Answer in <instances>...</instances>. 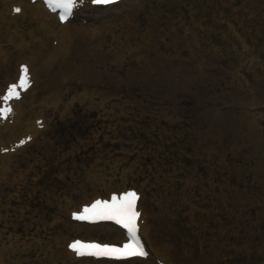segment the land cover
Here are the masks:
<instances>
[{
	"label": "rangeland",
	"instance_id": "rangeland-1",
	"mask_svg": "<svg viewBox=\"0 0 264 264\" xmlns=\"http://www.w3.org/2000/svg\"><path fill=\"white\" fill-rule=\"evenodd\" d=\"M34 25L22 16L0 34V102L23 86L13 35L64 58L47 34L34 46ZM66 26L70 75L32 59L21 94L38 98L23 104L38 131L18 125L28 132L12 141H23L0 157V264H161L68 254L74 236L124 238L108 224L72 227L69 209L129 187L163 263L264 264V0H122L76 7Z\"/></svg>",
	"mask_w": 264,
	"mask_h": 264
},
{
	"label": "bare ground",
	"instance_id": "bare-ground-1",
	"mask_svg": "<svg viewBox=\"0 0 264 264\" xmlns=\"http://www.w3.org/2000/svg\"><path fill=\"white\" fill-rule=\"evenodd\" d=\"M29 1H31V0H28V1L27 0L26 1H24V0H0V34H2L4 32H8L4 28H9L11 26V24H13L17 20V18L22 17V16L23 17L24 16L29 17V20L34 21V23H35V25L32 27L31 30H27V31H30L31 34L33 32L32 40L34 42V46L42 47L43 46V40H42L41 36L47 34V35H49V36H51L57 40V42H55V43L57 45L58 51L51 50L50 52H52V53L58 52L60 54H63L64 58L59 62V61H56L53 57L45 55L41 51H37L36 49H33V48H26L25 50H22L25 47H24V43L21 44L20 36L22 34H24V32L21 35H19L17 39L15 38L16 37L15 35H13L11 38V41H12L11 43L13 44L15 51H16L15 58L22 55L23 60H22V62H19V63H26V64L27 63L31 64L33 61L32 59H34V58L37 59L38 63H37V69H35V71L38 69L43 71L44 69H46L50 65L54 64V62H55V63H58L59 65H62L64 67V69L62 70L60 75L63 77L69 76L71 68L75 62H73L72 59L68 56L70 54V51H71L70 33H68V29H66L65 24H60L59 27L55 31H53V28L51 27L53 25V23L51 21H49V23H48V19H47V18H49L48 16L51 15V13H50L51 11L42 4L41 0H36V2H29ZM91 3H92L91 0H87V1L83 0L82 3L77 4V5H83L84 8H86V9L99 7V6H93L92 5L93 3L92 4ZM118 3L119 2L112 4L111 6L116 5ZM21 5H23V7ZM108 5H110V4H108ZM108 5H106V6H108ZM18 6L21 7V10L16 11L15 9H17ZM111 6H109V7H111ZM113 11H114L115 15L119 13V9L113 10ZM115 17L116 16H113L112 18H115ZM94 20H95V18H94ZM69 22H70V20H67L65 23L68 24ZM51 31H53V32L50 33ZM2 36H4V34ZM51 44H54L53 40L51 41ZM56 45H54V47ZM43 52H44V50H43ZM12 59L13 58L10 57L8 60H12ZM2 60H4V59H2ZM2 65H3V63L0 61V68L2 67ZM17 70H18V68H17ZM84 76H85L84 73H82V78H84ZM50 81H51V86L53 87L54 79H50ZM38 82L39 81H37L35 79L33 83L37 85ZM28 90H30V88ZM26 91L24 92V94L22 95V97L20 99H18V97H15V98H12L10 100L12 103L11 108H13L11 124L9 121L8 122L6 121L1 125L2 121L0 122V150L1 149L5 150V151L0 152L1 153L0 157H3V158H1L2 160L10 155V152H6V151H9L10 148L5 149V147H7V146L9 147V145H11L14 148L16 146H19L21 144V141H23V139H14L12 141V138H15L22 131H23V133L28 132V131H25V130H27V128L29 129V131L30 130H35V132L38 131L37 128H38L39 122L36 120L32 121V118H30V117L33 114L31 115L28 112V109L31 111V107L33 106V103L31 101L32 100L38 101V98L31 95V99H27L26 96L24 97ZM30 91H32V90H30ZM58 97H59V95L55 94L53 91L43 95L44 100L49 101L50 103L57 100ZM41 99H42V96H41ZM41 99H40V101H41ZM23 104H26V107L28 109H25L23 107ZM1 106H2V104H0V107ZM26 114H28L30 116L27 117V116H25ZM24 124H27V128H23L22 130H18L17 126L18 125H24ZM4 143H6V144L4 145ZM1 159H0V161H1ZM0 168H1V165H0ZM124 189L125 188H122L119 190L110 189V190H108V193L106 196L109 197V194L111 191H120V190H124ZM97 196H103V195L96 194L93 197H91L88 201H82L78 205V207L75 209L80 208V205L83 203L88 204L93 198H95ZM141 201H142V195L140 196V198L137 201V209L140 210V216H139V219L137 222L139 240L144 245V248H145V251L147 254V256H146L147 258H154V259H159L160 261H162L163 260L162 258H165L163 250H161L160 247L156 245L155 241L152 240V235L154 234L155 227L152 228V225L149 224L148 215L143 214L144 213L143 209L140 207ZM71 210H74V209H69V214H70ZM159 212H160V217L167 218V212H168L167 209H160ZM69 223L71 224L72 227H75L79 230L82 228L87 229V227L92 225L90 223L77 222V221H73L71 219H69ZM107 224L109 226H111L112 228H115L119 232L125 234L124 230L117 227L115 224L109 223V222ZM86 239H94V238L88 237ZM123 239H125V238H123ZM121 240L122 239H120L119 241H121ZM105 241H107V240H105ZM68 254L73 255V253L69 250H68ZM103 260L111 261L108 259H103ZM112 261L115 262V260H112Z\"/></svg>",
	"mask_w": 264,
	"mask_h": 264
},
{
	"label": "snow or ice",
	"instance_id": "snow-or-ice-1",
	"mask_svg": "<svg viewBox=\"0 0 264 264\" xmlns=\"http://www.w3.org/2000/svg\"><path fill=\"white\" fill-rule=\"evenodd\" d=\"M83 0H56L59 7L63 8L66 13H71V10L77 5L82 3ZM94 4H110L113 0H91ZM19 11L20 9H15ZM64 19L62 15L60 17ZM27 72L26 66L21 65V84L25 82V74ZM15 85H10L8 94L3 99H9L11 94L16 96L19 93H13ZM4 109H0V113H3ZM22 142V141H21ZM137 193L129 189L126 192L119 194L113 193L111 200H94L91 204H87L83 207L82 211L73 212L72 215L79 219H97L100 217H109L117 220L122 224L129 233V239L122 245L118 246L116 243H100L96 241H83L73 240L68 247L73 249L77 255H95V256H110V257H123L133 254L134 252L143 255V247L140 243L137 232V217L139 213L135 209V200Z\"/></svg>",
	"mask_w": 264,
	"mask_h": 264
}]
</instances>
